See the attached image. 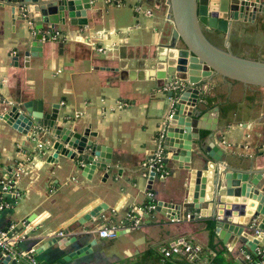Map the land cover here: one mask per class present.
I'll list each match as a JSON object with an SVG mask.
<instances>
[{"label": "crops", "instance_id": "obj_1", "mask_svg": "<svg viewBox=\"0 0 264 264\" xmlns=\"http://www.w3.org/2000/svg\"><path fill=\"white\" fill-rule=\"evenodd\" d=\"M91 3V7L80 9L75 23L68 17L65 23L52 27L46 23V28L63 32L65 39H45L38 55L27 53L32 46L34 19L27 20L24 12L16 9L14 22V3L0 4V112L6 103L29 99H43L47 111L59 102L60 123L75 132L95 133H89V138L102 144L113 158L107 171L97 167L90 177L83 175L79 162L66 151L60 152L58 160H49L56 140L50 132L28 136L0 117V184L16 161L34 156L30 170L16 184L21 196H9L12 206L0 212V226L12 236L26 235L18 239L17 247L34 248L36 264L85 263L57 259L95 239L94 249L103 238L99 228L113 224L119 227L118 236L126 235L121 239L125 251L160 250L169 238L185 234L204 247V261L211 260L215 252L209 249L207 221L212 202L203 204V214L187 218L189 213L197 214L188 200L190 175L200 167L209 172L206 165H214L215 160L210 152L235 166L264 170V86L217 73L202 86L185 88L175 101L169 89L159 87L153 78H123L121 69H115L122 60L149 62L158 44L170 39L174 24L169 0ZM100 30L108 33L105 38H100ZM208 36L224 49L264 60V15L258 14L255 21H233L228 33ZM90 40H99L106 48L99 51ZM146 70H150L148 65ZM179 101L185 111L201 106L196 117L209 112L203 121L206 126L215 124L218 109L217 129H200V140L193 145L196 149L204 145L206 152L193 149L192 171L185 168L187 162L174 159L169 152L168 176L162 179L155 174L150 182L151 169L145 162L157 148L160 132L166 134L169 115ZM39 141L45 142L44 150L38 148ZM259 184L264 191V178ZM207 192L211 198L213 185H208ZM149 199L180 204L181 219L154 210L141 226L130 228V209ZM173 209L177 214V208ZM59 230H65L66 235L53 236ZM75 238L63 249L58 243L49 245L54 239ZM247 240L245 237V243L239 241L226 252V262L240 264L239 253ZM216 241L221 248L225 245L219 236ZM5 257L0 253V264ZM23 260L21 264H32Z\"/></svg>", "mask_w": 264, "mask_h": 264}, {"label": "water", "instance_id": "obj_2", "mask_svg": "<svg viewBox=\"0 0 264 264\" xmlns=\"http://www.w3.org/2000/svg\"><path fill=\"white\" fill-rule=\"evenodd\" d=\"M12 2L14 22L16 9L22 10L27 20L34 19L32 46L30 52H27L33 55L40 53L45 40L43 29H48L45 27L46 23L52 27L59 22L65 23L67 17L75 23V16L80 14V9H87L92 5L91 0H0V4ZM169 4L170 20L174 24L170 39L158 44L149 62L122 60L119 68L115 69H121L123 78H153L162 89L175 83L178 87L169 89L170 96L174 97L175 90L182 89L179 96L174 97L175 101L185 88L202 86L207 78L217 73L234 80L264 86V60L224 49L208 36V33L214 32L228 33L233 21H255L258 14L264 15V0H169ZM60 46L62 47L60 52H63V41L60 42ZM146 65L150 70H146ZM170 77L177 78L171 81ZM175 103L176 109L169 117L163 140L165 148L163 161L168 167V153L172 152L174 159L184 164L187 162L185 168L192 171L193 149L206 152L204 145L201 144V147L196 149L193 142H199L201 128L211 131L217 129L218 109L215 111L217 113L215 124L206 126L203 121L206 114L209 116V112H204L199 117L195 116L202 110L201 106H194L190 111H185L184 103L180 101ZM6 104L3 112H0V117L14 128L28 136L46 130L56 138L55 151L49 160H58L60 152L66 151L71 158L79 162L83 168V175L89 177L97 167L107 171L113 163L112 154L109 151L105 152L102 144L89 138L88 130L75 132L71 127L60 123L59 102H55L50 111L46 110L44 100L41 98ZM209 156L215 159L214 165L210 163L206 165L209 172L205 173L204 168L200 167L190 175L188 200L194 204L197 211V214L193 213L191 217L203 214V204L211 201L210 216L216 221V233L223 243L232 250L237 242L245 243L244 238L248 237L250 240H247L246 245L255 249L259 243L264 242V191L259 184L264 178V170L235 166L212 152ZM155 174V168L152 167L150 182ZM105 175H108V172ZM208 185H213L211 198L207 192ZM251 200L253 210H249ZM173 207L177 208V214ZM180 209V204L163 200H157L154 208L172 219H181ZM244 217H248L247 220H244ZM251 219H257L262 232L251 235L246 230V223ZM75 240L76 238L58 242L54 239L49 245L58 243L59 248L63 249ZM95 243L94 239L57 260L61 263L77 260L91 252ZM23 261L8 255L1 264H21Z\"/></svg>", "mask_w": 264, "mask_h": 264}, {"label": "built area", "instance_id": "obj_3", "mask_svg": "<svg viewBox=\"0 0 264 264\" xmlns=\"http://www.w3.org/2000/svg\"><path fill=\"white\" fill-rule=\"evenodd\" d=\"M109 3L114 4H121L123 0H108ZM136 10H141V5H136ZM147 12H151L148 10ZM32 28L34 29V24L31 22ZM47 33L49 36L44 34L45 39H65V34L59 30H53L51 28L47 29ZM100 38H105L108 34L104 30L98 31ZM100 40V39H99ZM99 40H90V43L96 47L99 51H102L106 48L103 46V43L99 44ZM177 84H173L169 87H165L166 90L171 88H177ZM79 114H77L78 116ZM172 113L169 115L171 116ZM165 137V132L162 131L159 134V143L157 148L154 150L153 154L150 158L145 162L146 167L151 169L152 167L155 168L156 174L159 178H166L169 174V169L163 161L165 156V148L163 145V140ZM38 148L44 150L46 148V144L43 141H39L37 144ZM34 160V156H27L25 159H20L16 161L12 170L10 171L8 177L0 184V212L10 206H12V201L10 200L9 196L14 195L15 197H20L21 192L16 189V184L20 176L26 172H28L31 168L30 163ZM153 195V193H150ZM149 208V209H148ZM146 208L142 205H134L130 209L128 213V220L131 221L130 228L139 227L144 221V217L149 213L150 209L155 208V204H151ZM187 218H191V214H187ZM246 230L250 232L251 235L258 234L262 232L261 228L258 226L257 219H251L246 223ZM119 234V227L117 225H104L99 228V235L103 237H116ZM54 235L64 236L66 235L65 230H59ZM26 235H18L12 236L9 230L4 229L0 226V253L5 256L10 255L11 257H15L18 260L20 259H27L32 264H36L37 261L34 258L33 249L29 250H22L17 247L18 239L24 238ZM160 251L164 255V257H174L180 256L186 258L188 261L194 264H213L210 259L204 261L203 253L204 247L194 241L192 238L188 237L185 234H180L177 236H173L165 241L161 247ZM240 256L238 257L240 260V264H264V242L259 243L255 249H250L245 244L244 247L240 250Z\"/></svg>", "mask_w": 264, "mask_h": 264}, {"label": "rangeland", "instance_id": "obj_4", "mask_svg": "<svg viewBox=\"0 0 264 264\" xmlns=\"http://www.w3.org/2000/svg\"><path fill=\"white\" fill-rule=\"evenodd\" d=\"M125 236L126 235L100 238L91 252L71 262L85 261L88 263L101 262L104 264H148V259L143 255V252L137 253L133 250L125 251V245L121 242L122 238H126ZM227 263L239 264L236 261Z\"/></svg>", "mask_w": 264, "mask_h": 264}, {"label": "trees", "instance_id": "obj_5", "mask_svg": "<svg viewBox=\"0 0 264 264\" xmlns=\"http://www.w3.org/2000/svg\"><path fill=\"white\" fill-rule=\"evenodd\" d=\"M44 34L46 36H49L47 33V29H43ZM182 89L175 90L174 97L179 96ZM151 204H157V200L155 199H149L146 201L142 206H145L148 208ZM149 209V208H148ZM154 211V209H150L149 212ZM130 221V220H129ZM131 222V221H130ZM207 227L209 230V249L214 251L215 254L213 255V258L211 259L213 264H228L226 262V252L230 251L227 245H223V247H219L218 242L216 241V237L218 234L216 233V221L212 218H209L207 221ZM143 255L148 259V264H194L190 261H188L184 257L180 256H174V257H164L162 252L159 250V248L156 247H150L146 251L143 252Z\"/></svg>", "mask_w": 264, "mask_h": 264}, {"label": "bare ground", "instance_id": "obj_6", "mask_svg": "<svg viewBox=\"0 0 264 264\" xmlns=\"http://www.w3.org/2000/svg\"><path fill=\"white\" fill-rule=\"evenodd\" d=\"M251 202H252V200L249 201V210H253V207H252V205H251ZM247 218H248V217H244L243 219H244V220H247Z\"/></svg>", "mask_w": 264, "mask_h": 264}]
</instances>
